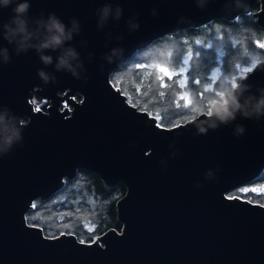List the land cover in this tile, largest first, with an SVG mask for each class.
Listing matches in <instances>:
<instances>
[{"label": "water", "instance_id": "95a60500", "mask_svg": "<svg viewBox=\"0 0 264 264\" xmlns=\"http://www.w3.org/2000/svg\"><path fill=\"white\" fill-rule=\"evenodd\" d=\"M244 2L247 12L233 0H204L202 8L197 0H30V20L54 13L68 26L73 18L79 22L68 44L83 62L81 79L45 68L34 49L16 55L2 34L11 10L0 9V47L11 55L0 64V107L28 118L23 146L0 157V264H264V203L227 194L264 170V117L237 114L198 135V123L207 127V111L166 126L111 79L139 49L167 34L250 13L264 28V0ZM105 4L123 13L99 28L98 9ZM113 48L123 54L109 63L105 55ZM46 54L55 63L58 52ZM40 68L54 72L57 82L44 85ZM237 83L250 86L245 96H258L264 65ZM35 94L49 100L46 110L32 101ZM238 124L245 127L240 136L233 134ZM83 167L106 186L125 184L116 202L121 228L83 240L68 231L50 236L30 223L27 211L35 201L51 197ZM209 169L211 180L205 179Z\"/></svg>", "mask_w": 264, "mask_h": 264}, {"label": "trees", "instance_id": "16d2710c", "mask_svg": "<svg viewBox=\"0 0 264 264\" xmlns=\"http://www.w3.org/2000/svg\"><path fill=\"white\" fill-rule=\"evenodd\" d=\"M259 6L256 3L253 10ZM238 17L214 19L197 28L162 36L116 68L111 79L129 101L158 116L166 126L208 111L213 101L225 97L222 85L231 80L237 83L245 74L243 69L250 65V54L264 53L260 47L264 28L251 13ZM188 53L189 66L184 74L174 72L166 76L160 71L161 67L178 69ZM215 68L217 77L213 78L211 73ZM77 97L81 98L79 94ZM35 103L39 106L37 100ZM41 107L46 110L47 104L41 103ZM125 191L124 183L106 186L97 173L80 168L51 197L36 200L35 207L27 211V219L41 225L50 236L68 231L80 239L91 240L109 227L121 228L116 202ZM227 194L264 203V170L252 182L235 187Z\"/></svg>", "mask_w": 264, "mask_h": 264}, {"label": "clouds", "instance_id": "9594fccd", "mask_svg": "<svg viewBox=\"0 0 264 264\" xmlns=\"http://www.w3.org/2000/svg\"><path fill=\"white\" fill-rule=\"evenodd\" d=\"M234 7L244 12L249 10V6L244 0H233ZM198 6H204V0H197ZM31 7L30 0H0V9L10 8L12 15L3 23V39L9 44L15 45V54L27 52L34 49L39 56L40 61L45 66L53 65L56 72L70 73L75 79H81V72L84 71V65L80 59L79 52L75 47L70 46L68 42L73 39L74 34H79V22L73 18L70 26L66 25L54 13H49L47 18L43 16L30 20L28 16ZM123 9L119 6L113 11L111 5L105 4L98 9V27L102 28L109 17L119 20L122 16ZM155 15V11H153ZM239 19V17H237ZM130 23L132 30L138 29V23ZM84 43V42H82ZM48 50L58 52L54 57L46 54ZM123 49L113 48L105 59L111 63L114 58L122 56ZM11 55L6 47H0V64H8ZM249 64L252 70L264 65V53L253 52L249 56ZM45 68L37 69V75L44 85L56 83L57 77L54 72H48ZM243 79V78H242ZM83 80L87 82L88 77L84 76ZM235 85V86H233ZM249 85L242 83H229L222 85L225 97L221 98L220 103L214 108L208 110L205 115L209 117L207 127L203 126L204 122L198 123L197 134L206 135L209 128L215 129L220 123L227 124L235 120L236 115L240 114L245 118H255L259 120L264 117V89H259V95H244L248 91ZM215 117V119H211ZM23 121L20 117L11 112L7 106L0 107V157L8 155L14 146H23ZM245 132L243 125H236L234 135L240 136ZM171 156H176L173 152ZM166 166V161H162ZM214 173L211 169L205 173V179L211 180ZM196 187H202L197 183Z\"/></svg>", "mask_w": 264, "mask_h": 264}, {"label": "rangeland", "instance_id": "374dc122", "mask_svg": "<svg viewBox=\"0 0 264 264\" xmlns=\"http://www.w3.org/2000/svg\"><path fill=\"white\" fill-rule=\"evenodd\" d=\"M189 53L188 54H186L185 55V57L183 58V62H182V65L178 68V69H176V70H168L170 73H174V72H179V73H181V74H184L185 72H186V70L188 69V66H189ZM185 61H188V63H185ZM250 67V65H246L245 66V68H249ZM244 68V69H245ZM243 69V70H244ZM217 68H215L214 70H213V72L211 73L212 75H213V78H216L217 77ZM245 72V71H244ZM247 72H245V74H246ZM244 74V75H245ZM235 83L236 82V80L234 81V80H231V83ZM78 95V94H77ZM77 95H76V98L78 99V97H77ZM36 100H37V102H38V104H39V106L38 105H36V106H38V107H41V103H45V104H49V100L46 98V97H42V96H39V95H37V94H35L34 95V97L32 98V101H34V103L36 102ZM47 102V103H46ZM36 104V103H35ZM252 188L253 189H256V190H258L259 188L257 187V186H252Z\"/></svg>", "mask_w": 264, "mask_h": 264}, {"label": "snow or ice", "instance_id": "6c2138e0", "mask_svg": "<svg viewBox=\"0 0 264 264\" xmlns=\"http://www.w3.org/2000/svg\"><path fill=\"white\" fill-rule=\"evenodd\" d=\"M260 47L261 48H264V44H260ZM185 63H188V61H185ZM160 71L163 72L166 76H172V75H174L173 73H170L167 68H164V67H161L160 68ZM244 71L245 72H251L252 69L251 68H245ZM233 86H235V85H233Z\"/></svg>", "mask_w": 264, "mask_h": 264}, {"label": "bare ground", "instance_id": "6f19581e", "mask_svg": "<svg viewBox=\"0 0 264 264\" xmlns=\"http://www.w3.org/2000/svg\"><path fill=\"white\" fill-rule=\"evenodd\" d=\"M257 3H259L260 4V6H261V2L260 1H258ZM212 21V20H211ZM210 22V21H209ZM208 23V22H207ZM206 24V23H205ZM43 97V96H42ZM28 120V118L27 117H24L23 119H22V121H27ZM83 168H85V167H83ZM79 170V169H78ZM92 171V170H91ZM94 172V171H93ZM77 173H78V171H77ZM96 173V172H95ZM98 174V173H97ZM77 175V174H76ZM99 175V174H98Z\"/></svg>", "mask_w": 264, "mask_h": 264}]
</instances>
